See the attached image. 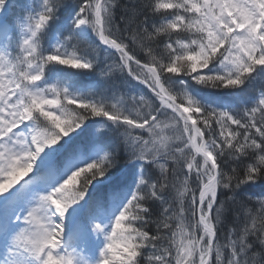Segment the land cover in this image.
Instances as JSON below:
<instances>
[{
	"label": "snow or ice",
	"instance_id": "1",
	"mask_svg": "<svg viewBox=\"0 0 264 264\" xmlns=\"http://www.w3.org/2000/svg\"><path fill=\"white\" fill-rule=\"evenodd\" d=\"M0 264H264V0H0Z\"/></svg>",
	"mask_w": 264,
	"mask_h": 264
}]
</instances>
